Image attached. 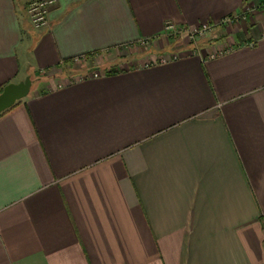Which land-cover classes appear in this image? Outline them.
<instances>
[{"label": "crops", "instance_id": "1", "mask_svg": "<svg viewBox=\"0 0 264 264\" xmlns=\"http://www.w3.org/2000/svg\"><path fill=\"white\" fill-rule=\"evenodd\" d=\"M31 1L0 0V93L37 76L0 114V264H264V0H51L44 29ZM249 7L159 61L167 23Z\"/></svg>", "mask_w": 264, "mask_h": 264}, {"label": "rangeland", "instance_id": "2", "mask_svg": "<svg viewBox=\"0 0 264 264\" xmlns=\"http://www.w3.org/2000/svg\"><path fill=\"white\" fill-rule=\"evenodd\" d=\"M189 30H193V29L179 28L178 32L175 30L165 32L163 37L165 39H167L170 47L167 50L161 51L159 53V58H158L159 61L172 59L174 57L180 56L183 53L182 48L186 47V45H185L186 41H188V43L191 44V46H193L192 48H194V49L197 48L201 42L206 41L207 38H209V36L212 34L211 33V34L205 35V36H202V35L191 36V34L189 33ZM153 42H154V40L152 38H149L148 40L146 39V42L142 41L141 44L135 45V47L132 49L133 50L132 53L136 54L135 57H143L142 63H144V64L152 63L155 60L152 58L151 54H149V47L151 46L150 44H153ZM226 45L227 46L225 49H228L231 47L230 42H227ZM225 49H219V52L225 51ZM132 56H134V55H132ZM132 56L131 55L130 56H124L123 59L118 60V62H116L114 66H112V67L108 66L107 68H105L103 70L100 69V71L102 73H108L111 70L116 71V70H123V68L134 67L136 65V63L133 62L132 60H129ZM91 71H92L91 69L84 67V63L81 62V60L75 61V63H72L70 68H67L66 65L63 68L60 67V69L58 70V73L60 72V74L58 75L59 86L65 85L68 83H72V81H75L78 79H84L89 74H91L90 73ZM36 77L37 76H34V77H32V79L35 80ZM34 84L36 85L35 82H33V86H34Z\"/></svg>", "mask_w": 264, "mask_h": 264}, {"label": "built area", "instance_id": "3", "mask_svg": "<svg viewBox=\"0 0 264 264\" xmlns=\"http://www.w3.org/2000/svg\"><path fill=\"white\" fill-rule=\"evenodd\" d=\"M51 3H52L51 0H32L29 3L28 14H29L30 20L32 22V25L35 29H44L45 27L49 26V24H50L49 9H50ZM252 11L253 10L251 9V7L246 8L245 11L237 14L236 16L228 17V18L224 19V21H222L218 24L202 23V24H200L199 27L194 28L193 30H189V33L191 34V36L209 35L219 25H223L224 23H226V24H237V22L246 20L247 16ZM173 30L178 32L179 27L176 26L174 23H167L165 32L173 31ZM143 42H146V40H144ZM228 49H225V51ZM225 51L219 52V50H216L213 52V54L210 55V57L213 58L219 54L224 53ZM80 59L81 58H76L75 61H80ZM90 73L91 74H89L87 77L98 78V77L103 75L102 72L100 71V68L92 70Z\"/></svg>", "mask_w": 264, "mask_h": 264}, {"label": "water", "instance_id": "4", "mask_svg": "<svg viewBox=\"0 0 264 264\" xmlns=\"http://www.w3.org/2000/svg\"><path fill=\"white\" fill-rule=\"evenodd\" d=\"M33 79L28 75L21 82L8 83L0 93V114L30 94Z\"/></svg>", "mask_w": 264, "mask_h": 264}]
</instances>
